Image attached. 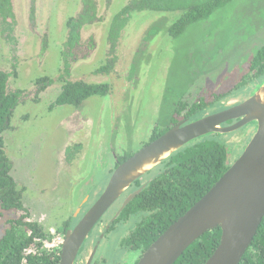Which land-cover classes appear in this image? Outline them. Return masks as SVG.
Returning <instances> with one entry per match:
<instances>
[{"label": "rangeland", "instance_id": "rangeland-1", "mask_svg": "<svg viewBox=\"0 0 264 264\" xmlns=\"http://www.w3.org/2000/svg\"><path fill=\"white\" fill-rule=\"evenodd\" d=\"M128 1L96 0L99 21L82 29L80 44L68 58V76L61 57L65 21L79 12L80 0H12L13 30H4L0 21V69L15 72L8 90L23 95L3 133L4 150L23 190L29 220L52 235L44 245L47 250L59 247L55 228L76 214L81 201L90 197L92 203L101 195L116 158L136 153L154 126H166L171 100L185 92L186 104L199 99L208 103L212 96L229 92L247 75L253 53L264 45V0H234L176 39L167 30L177 13L145 11L132 14L122 32L113 69L99 73L108 56L109 21ZM154 27L157 34L148 37ZM13 56L16 67L11 70ZM43 77L53 83L37 95L35 81ZM64 79L105 85L108 93L85 100L79 108L51 107ZM247 90H234L223 103ZM220 108L218 103L208 111ZM251 134L243 128L224 137L234 152ZM15 217L2 213L0 237L5 221ZM122 232L116 227L106 235L98 253L102 264L136 260V254L118 247Z\"/></svg>", "mask_w": 264, "mask_h": 264}, {"label": "trees", "instance_id": "trees-1", "mask_svg": "<svg viewBox=\"0 0 264 264\" xmlns=\"http://www.w3.org/2000/svg\"><path fill=\"white\" fill-rule=\"evenodd\" d=\"M233 1L129 0L112 15L109 21L108 56L104 66L97 71L103 73L113 69L119 39L128 26L132 14L145 11L177 13V18L167 30L169 37L176 39L184 34L188 27L208 20ZM32 8H34L33 5ZM79 8L75 16L65 21L67 35L61 57L64 74L67 76L70 68L68 58L80 44L82 29L99 21L96 0H80ZM14 17L12 0H0V21L5 26L4 30H13ZM157 32L158 29L152 28L148 37ZM10 64L11 70H14L16 67L14 56ZM248 65L247 75L234 86L233 91L227 92L229 95L225 93L212 96V100L208 103L199 99L192 104H186L182 101L185 92L180 93L176 101L171 100V110L168 112L169 120L166 126L161 128L154 126L145 145L175 125L178 122L176 116L183 115L184 122H187L223 110L226 106L222 102L225 98L232 97L234 90L237 93L247 88V92L240 98L249 97L264 82V45L255 50ZM14 73V71L8 73L0 69V216L2 213L16 215L15 218L5 221L6 228L0 237V264H59L60 248L51 250L44 248L45 243L52 239V235L37 222L29 220L24 206L23 190L18 188L11 174L12 163L4 150L3 133L9 130L13 112L23 96L19 90L14 92L8 90V80ZM52 83L53 81L47 77L37 79L36 94L44 91ZM107 93L108 89L105 85H91L64 79L61 91L51 107L67 105L79 108L85 100L93 96L103 97ZM168 99H170L169 96L165 97V101L168 102ZM218 103L221 104L220 109L208 111L210 106ZM131 155L123 154L118 157L114 168ZM231 156L232 147L224 135L210 134L186 144L136 180L119 202H122L128 194H134V197L113 219L108 231L110 233L116 227L123 229L122 237L118 240L120 250H142V253L147 250L173 222L184 215L223 176L232 164ZM119 202L114 204L111 210L112 215L121 208ZM69 223L70 221L67 220L56 227V234L64 236L72 228ZM126 230L129 231L128 236L123 235ZM220 237V228L208 231L193 242L174 264H204L219 245ZM239 264H264V218Z\"/></svg>", "mask_w": 264, "mask_h": 264}, {"label": "water", "instance_id": "water-1", "mask_svg": "<svg viewBox=\"0 0 264 264\" xmlns=\"http://www.w3.org/2000/svg\"><path fill=\"white\" fill-rule=\"evenodd\" d=\"M235 120L234 124L223 126ZM250 123L256 129L237 160L136 263L174 264L203 234L220 228L219 245L204 264H239L264 218V82L239 104L177 124L120 163L98 199L63 236L59 264H74L81 245L103 215L136 180L172 153L203 136H225ZM133 197L131 194L124 200L113 219Z\"/></svg>", "mask_w": 264, "mask_h": 264}, {"label": "flooded vegetation", "instance_id": "flooded-vegetation-1", "mask_svg": "<svg viewBox=\"0 0 264 264\" xmlns=\"http://www.w3.org/2000/svg\"><path fill=\"white\" fill-rule=\"evenodd\" d=\"M248 98V97H247ZM244 99L246 98H234V99H230L228 102H224V105L226 106L225 109L231 107L232 105H237L239 104L240 102H242ZM232 102V104H231ZM223 103V102H222ZM223 109V110H225ZM222 111V110H220ZM219 112V111H218ZM216 113V112H215ZM178 121V120H177ZM185 120L182 119L180 121H178L175 125L177 124H186L190 121H187V122H184ZM235 122H237V120L235 121H230V122H227L225 123L223 126H229V125H232L234 124ZM173 125V126H175ZM172 126V127H173ZM256 125L253 124V123H250L244 127H242L241 129L243 128H247V130L251 131L253 129H256L255 127ZM170 129V128H169ZM240 130V129H239ZM232 134V133H230ZM248 134V133H247ZM253 133L248 136L247 139H245V144L244 146L242 147V144H237V148L235 150L237 151H234L232 152V156H231V163H233L235 160H237V158L239 157V155H241V153L243 152V148L245 147V145L248 143V141L250 140V138L252 137ZM244 142V141H243ZM240 146L242 147V149H239ZM117 158H116V161H115V164L117 163ZM119 165V164H118ZM115 167V165H114ZM115 170V168L112 169L111 171V174L112 172ZM130 188V187H129ZM128 188V189H129ZM128 189L124 192V194L128 191ZM124 194L114 203L116 204L117 202L120 201V199L124 196ZM130 194L126 195L122 202H121V205L122 203L124 202V200L129 196ZM89 199L90 197H88L87 199L85 200H82L81 203H80V207H79V210L76 212V214H72V217L69 219L70 223L69 225L72 226V228L78 223V221L81 219V217L84 215V213L93 205V203L98 199L96 198L92 203L89 202ZM114 204L112 206H114ZM112 209V207H111ZM109 209V212L105 213L103 215V217L99 220L98 223H96V225L93 227V229L91 230V232L89 233L88 237L85 239L84 243L81 245L80 247V250L77 254V257L75 259V262L74 264H102V255L100 256V258H98V253L100 252V246L102 244V242L104 241L106 235L109 233V229H110V226L113 222V217L114 215H112L110 213V210ZM112 212V211H111ZM75 213V212H74ZM117 213V212H116ZM110 217V218H109ZM75 221V223H73V221ZM71 228V229H72ZM70 229V230H71ZM123 235L125 236H128L129 235V231H125L123 233ZM61 238H63V236L60 235ZM118 247L119 249H121V247L119 246V241H118ZM126 251V254L128 253H133V254H136L137 255V258L136 260L133 262V264H136L139 260V258L142 256V250H129V249H126L124 250V252Z\"/></svg>", "mask_w": 264, "mask_h": 264}, {"label": "built area", "instance_id": "built-area-1", "mask_svg": "<svg viewBox=\"0 0 264 264\" xmlns=\"http://www.w3.org/2000/svg\"><path fill=\"white\" fill-rule=\"evenodd\" d=\"M62 239H63V238L58 237V238L55 239L56 241H54V242H57L56 245H58V246L60 247ZM49 245H50V246H54V243L52 242V244H49Z\"/></svg>", "mask_w": 264, "mask_h": 264}]
</instances>
